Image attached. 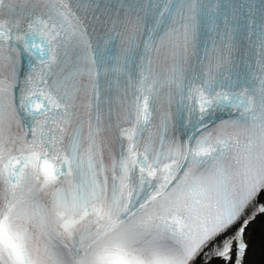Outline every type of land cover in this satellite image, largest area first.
I'll return each instance as SVG.
<instances>
[{
    "label": "snow or ice",
    "instance_id": "obj_1",
    "mask_svg": "<svg viewBox=\"0 0 264 264\" xmlns=\"http://www.w3.org/2000/svg\"><path fill=\"white\" fill-rule=\"evenodd\" d=\"M0 264H264V0H0Z\"/></svg>",
    "mask_w": 264,
    "mask_h": 264
},
{
    "label": "rangeland",
    "instance_id": "obj_2",
    "mask_svg": "<svg viewBox=\"0 0 264 264\" xmlns=\"http://www.w3.org/2000/svg\"><path fill=\"white\" fill-rule=\"evenodd\" d=\"M257 228H258V226H257Z\"/></svg>",
    "mask_w": 264,
    "mask_h": 264
}]
</instances>
